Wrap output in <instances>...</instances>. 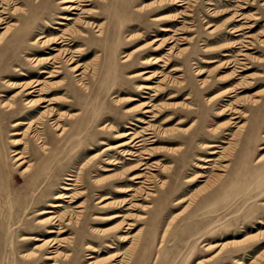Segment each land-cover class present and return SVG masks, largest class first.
Returning a JSON list of instances; mask_svg holds the SVG:
<instances>
[{
  "label": "rangeland",
  "instance_id": "1",
  "mask_svg": "<svg viewBox=\"0 0 264 264\" xmlns=\"http://www.w3.org/2000/svg\"><path fill=\"white\" fill-rule=\"evenodd\" d=\"M61 1L0 8V264H264V0H86L71 12ZM62 35L68 43L42 45ZM66 49L83 85L65 58L52 61L48 70L60 72L51 78L30 60ZM33 81L32 96L23 85ZM42 97L53 104H25ZM144 102L149 123L137 120ZM50 108L67 130L46 117L43 147L29 125ZM107 123L113 129H101ZM135 136L139 149H125L139 155L122 154L117 145ZM16 150L30 171L20 174ZM145 156L149 168L133 171ZM61 191L71 197L55 199ZM46 209L60 226L38 223ZM56 237L50 253L45 242Z\"/></svg>",
  "mask_w": 264,
  "mask_h": 264
},
{
  "label": "bare ground",
  "instance_id": "2",
  "mask_svg": "<svg viewBox=\"0 0 264 264\" xmlns=\"http://www.w3.org/2000/svg\"><path fill=\"white\" fill-rule=\"evenodd\" d=\"M79 1H86V0H62L61 2L63 3H66L65 6H63V10L65 11H69L71 12L72 10H79V6L74 4V3H77ZM3 4H6L5 3V0H0V8H2L4 5ZM146 8H149V6H147ZM141 10V8H140ZM95 12V11H94ZM90 15H92L93 13H90L88 12ZM63 19L65 20H72L74 19L73 16L71 15H63L62 16ZM163 17H159V18H155V20H160L162 19ZM90 20V19H89ZM0 24H4V20L2 18H0ZM61 24H64V22H62ZM82 24H83V27L84 28H88V27H93V28H98L97 31H101V28L102 26H100L99 24H96L95 22H90V21H82ZM11 26H3L2 28H7V31L10 29ZM163 30L165 31H171L170 28L168 27H164ZM72 33L76 34V31H72ZM81 35H83V32H80ZM43 38V36L39 37V39ZM68 39V36H65V35H62L60 37H57L55 38L54 40L52 41H42V45H50V44H61V43H68L66 40ZM161 45V44H160ZM159 45V46H160ZM53 49H56V47H54ZM57 50V49H56ZM69 54V49L67 50H64L63 52H59V54H57L56 56L54 57H47V58H31L30 60L33 62L34 66H42L40 72L41 73H48V76L49 78L55 76V72H60L59 70H56V71H49L48 69L51 67L52 64H54L53 62L57 63L59 61V59L62 57V58H65L66 62L68 65L71 66V70L75 72V76L79 77L78 78V83L80 85H83L84 84V71H81V64H76L75 63L77 62L78 59L75 58L74 55H68ZM153 60L155 61V63L157 61H163L162 59H158L156 57L153 58ZM53 61V62H52ZM147 79L150 78V77H146ZM40 83L38 81H33V82H29V83H25L23 86L26 87V88H29L31 89L29 91V94L32 95L33 93H39L40 92V89H38L37 86H39ZM142 88L144 89H152V86L150 85H145L143 86ZM42 90V89H41ZM33 96V95H32ZM49 103V105L53 104V102L51 101V99L47 98V97H42L40 99H37V100H33V99H27L26 103L27 105L29 106H42L44 105V103ZM9 105V107H13V105H11L10 103H4V106H7ZM42 107H47V106H42ZM136 111H141L142 113L146 114V116H141V117H138L137 120L141 121V122H144V123H149L147 120L146 117H149V114L148 113H152V109L149 108V105H147L146 102L142 103L141 105H139V107L136 109ZM128 112H131L130 110ZM234 113H241V111L237 110V108L235 109ZM55 112H54V108H50V109H46L40 116L39 118L35 121V122H31L30 125H29V129H30V132L33 133V137L36 138L40 143L43 144V147H44V141L42 140V133L40 132L39 128H43V125L46 126L47 124V121L45 118L48 117L49 118V121H51V125L53 126V128L56 130V131H59L60 135L64 134L65 131L67 130V127L65 126V124H63V115L64 113H61L59 115V117L57 119H55L53 116ZM70 115V114H69ZM72 117V116H70ZM239 116L238 115H235L232 117V119H236L238 118ZM45 122V123H44ZM230 123H233L232 121ZM17 124H27L25 122H18ZM36 124H38L39 126H36L34 127ZM101 129H105V130H110V129H113V125L111 123H107L106 125H104L103 127H101ZM146 130H149V128H146ZM132 134V132H120L118 133L116 136L119 137V138H125V137H129L130 135ZM144 134L148 135V134H151L150 131H144ZM140 136H135V137H130V139L128 140H125L124 142L120 143L119 145H117V147H120V152L124 155H129V156H138L139 154L137 153V151H132V150H129V149H125L126 146H133V148H136V150L139 149V147L142 145V141L143 139H139ZM214 147H220L219 144H215V143H209V144H205L203 146V148H214ZM232 148H228L226 149V151H230ZM218 152V150H215L213 149L212 151H210V154H216ZM14 158H15V162L17 163V167L20 168V174H23L25 172H28L31 170L32 168V164L29 163V161L27 160V155H26V152H20V151H17L14 153ZM144 161H142L139 165H136L133 169L134 170H137V169H141V170H147L149 167L147 166V161L146 159H148L147 156L144 157ZM201 160H203L204 162H210L213 160V158H202ZM116 163V162H115ZM26 164H28L26 167H24ZM24 167V168H23ZM224 167H226V164H221V167H220V170L223 171L224 170ZM202 168H208V165H202ZM132 171V172H133ZM205 174H199L198 177H204ZM221 175H217L216 177L217 178H220ZM215 178V179H217ZM67 180H73L72 178H67ZM129 180H131L133 183H145L147 184L148 182V175L147 174H143V173H133L130 177H129ZM71 183H67L65 186L62 187L63 190H71L72 187H71ZM133 190L131 187L126 189V192L128 191H131ZM143 189L140 188V192L142 191ZM123 191V190H122ZM139 192V193H140ZM69 192H65V191H61L59 192L54 198L55 199H66V198H69L71 197V195L68 194ZM79 196V195H78ZM78 196H76L78 198ZM108 197H103L99 202H104V200H106ZM127 200V199H126ZM126 204V201H123L122 202V206ZM52 208H59L61 206H63L60 202H53V203H50L49 204ZM113 205L112 202H106L102 205V207L104 208H108V207H111ZM77 207H80L77 206ZM45 209V208H44ZM57 210H51V209H46V210H41L38 212V215L40 216H43L44 214H53V213H56ZM81 212V211H79ZM123 214L118 212V213H114L112 215H109L108 217H106V219H114V218H118V217H122ZM39 224H42V225H47V226H55V225H61L62 222H61V217H58L56 215H45L43 217H41L38 221ZM130 225H132V223H130ZM131 226L128 227V229H130ZM66 231L65 229H60L58 231H55V230H50L48 231L49 233H57V234H61L62 232ZM124 240H127V237H125ZM62 239H59V238H53V239H50V240H47L45 243H47L48 245H51L50 247L52 248L51 251H49L50 253H54V250H56L57 248H54L53 247L56 245V244H61ZM127 254V253H126ZM56 255V254H55ZM37 256H39V254L37 253V251L33 252V253H26V254H23V257L25 259H28V260H33L34 258H36ZM47 258H52V257H47ZM89 264H96L95 261L94 262H90Z\"/></svg>",
  "mask_w": 264,
  "mask_h": 264
}]
</instances>
